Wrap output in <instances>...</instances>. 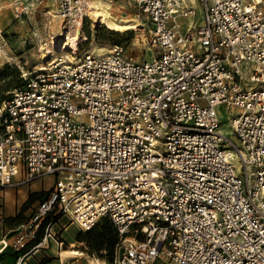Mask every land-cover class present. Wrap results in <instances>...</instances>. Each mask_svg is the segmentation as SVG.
<instances>
[{"label":"built area","instance_id":"built-area-1","mask_svg":"<svg viewBox=\"0 0 264 264\" xmlns=\"http://www.w3.org/2000/svg\"><path fill=\"white\" fill-rule=\"evenodd\" d=\"M55 1L82 25L89 0ZM132 1L150 59L60 56L0 101V190L54 179L31 217L44 236L15 264L63 218L110 219L111 264H264V0H196L185 30L192 0Z\"/></svg>","mask_w":264,"mask_h":264},{"label":"rangeland","instance_id":"rangeland-1","mask_svg":"<svg viewBox=\"0 0 264 264\" xmlns=\"http://www.w3.org/2000/svg\"><path fill=\"white\" fill-rule=\"evenodd\" d=\"M109 1L111 18L116 23L126 24L137 19L135 15L137 5L132 0ZM21 3L23 1H19V7L20 9L22 7L25 14L19 17L17 22L25 29L21 32H11L9 29L0 30V46H4L0 48V53H6L9 59L6 63L9 68L3 74L1 71L5 65L0 67V99L7 97L15 87L22 83L20 75L17 76V71L21 73V70L24 69L35 73L43 65L48 66L52 59L55 60L60 56L68 62L75 61L86 53L106 54L114 45L120 44L124 47L126 56L132 57L134 60L151 58L152 49L145 39L146 32L143 26L127 31L112 29L103 22H94L89 16L91 12L89 8L84 22L82 25H78L81 37L78 41L77 53H74L73 49H68L63 53V48L70 42L66 44V39L62 38L58 44V49L62 53L54 58L44 59L43 56L55 47L51 43V39L61 35L68 26L62 25L58 7L54 6L52 2L48 5L47 0H34L33 7L25 3L21 5ZM191 4L197 9V14L183 20L193 27V24L203 19H201L200 2L192 0ZM52 10L55 12L52 13ZM54 14L58 16L54 17ZM4 49L6 52L3 51ZM232 115L223 109L220 127L226 136L235 139L232 126H230ZM53 183L52 177L40 180V188L37 190L39 192H35L36 194H34V182L0 190V241L3 239L8 241V246L3 250L5 254H1L3 244L0 243V264L5 256H9L14 251L23 254L43 238L45 224L33 235L31 233V217L39 205L41 197L46 193V190L53 186ZM53 234L54 239H50L42 248H39L41 250L35 256L32 253L27 264H37L38 262L41 264H111L112 262L114 251L90 249L88 243L82 241L85 232L66 218L55 225ZM22 236L23 239L19 241ZM22 242L26 243L25 246L16 250ZM16 256H9L5 259L4 264H14Z\"/></svg>","mask_w":264,"mask_h":264},{"label":"bare ground","instance_id":"bare-ground-1","mask_svg":"<svg viewBox=\"0 0 264 264\" xmlns=\"http://www.w3.org/2000/svg\"><path fill=\"white\" fill-rule=\"evenodd\" d=\"M107 1H105V0H89L88 1L89 8L91 9L89 16L94 22H103V23L107 24L110 28L120 30V31L138 29V28L143 26V23L139 19H135L133 22H129L126 24L116 23L111 18L112 13L110 10L111 9V5L109 3L110 1L109 0H107ZM51 12L54 13L55 11L52 10ZM123 15H124V17H126L125 13H123ZM57 16L58 15L54 14V17H57ZM188 26H189V23L184 22L181 24L180 28H181V30H185ZM80 37H81L80 27L78 26V24L71 25L67 31V37H66V33H62L58 37L54 36L51 39V43L53 45H55V47L53 49H50L48 54L43 56V58L44 59L54 58L55 56L60 55L62 53L61 50L58 49L59 40L62 38L66 39V44H67V42H70L68 44L69 46L66 45L63 48V53H65L68 49H73L74 53H77V51L79 49L78 48V41H79ZM99 50L103 51L102 49H99ZM45 68H46V66L43 65L40 69H45Z\"/></svg>","mask_w":264,"mask_h":264},{"label":"crops","instance_id":"crops-1","mask_svg":"<svg viewBox=\"0 0 264 264\" xmlns=\"http://www.w3.org/2000/svg\"><path fill=\"white\" fill-rule=\"evenodd\" d=\"M19 1H23V3L29 4L30 6L32 5V7L34 6V0H0V30L6 31L9 29L11 32H16V31L21 32L25 29V28H22V25L19 22H17L19 17L17 16V13H16V7ZM47 2H48V5L50 2H52L54 6L57 5V2L55 0H47ZM136 13L137 12H135V14ZM28 36H31V34H28ZM1 47H4V46H0V48ZM3 51H5V49ZM8 60L9 59L7 58L6 53L5 54L0 53V67L5 65L8 62ZM39 188H40L39 181L34 182V190H35L34 192H39L37 191ZM4 241L8 243L6 239H4ZM20 248H21V245H19L16 250H20ZM40 250L41 249L35 251L33 255L35 256V254H37V252ZM1 252H2L1 254H5V252L2 250V247H1ZM11 255L12 256L17 255L15 259V262H16L19 254L16 251H14L9 256ZM9 256H5L1 264H4L5 259L8 258ZM31 257H32V254L28 257V260ZM37 264H41V263L38 262Z\"/></svg>","mask_w":264,"mask_h":264},{"label":"trees","instance_id":"trees-1","mask_svg":"<svg viewBox=\"0 0 264 264\" xmlns=\"http://www.w3.org/2000/svg\"><path fill=\"white\" fill-rule=\"evenodd\" d=\"M8 68H9V65L5 64L4 68L1 71L2 74ZM16 73H17V76L20 75L19 71H17ZM34 194L36 193L34 192ZM43 197L44 195L41 197V199ZM83 232H85V234L82 237L83 238L82 241H86L90 249L94 251H101L102 249H106L110 252H113L118 242V234H117L116 228L114 227L112 221L108 218H102L90 230L83 231Z\"/></svg>","mask_w":264,"mask_h":264}]
</instances>
